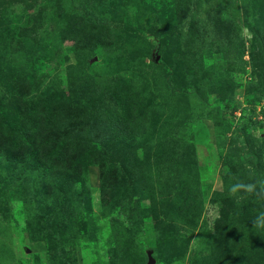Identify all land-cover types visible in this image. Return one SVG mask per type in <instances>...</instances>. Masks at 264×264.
Returning <instances> with one entry per match:
<instances>
[{"label": "rangeland", "instance_id": "obj_1", "mask_svg": "<svg viewBox=\"0 0 264 264\" xmlns=\"http://www.w3.org/2000/svg\"><path fill=\"white\" fill-rule=\"evenodd\" d=\"M0 264H264V0H0Z\"/></svg>", "mask_w": 264, "mask_h": 264}, {"label": "trees", "instance_id": "obj_2", "mask_svg": "<svg viewBox=\"0 0 264 264\" xmlns=\"http://www.w3.org/2000/svg\"><path fill=\"white\" fill-rule=\"evenodd\" d=\"M89 45V44H88ZM88 45L86 46V47H88ZM161 67H162V69H164V74H168L169 76L170 75H172L173 73H174V70H172L171 71V69H173V68H175V73L177 74L178 72H177V70H176V68H178L177 67V65L175 64V63H170V62H168L167 60H163L162 61V64H161ZM168 71V72H167ZM178 75V74H177ZM179 75H181V73H179ZM109 87H111V86H107V87H102V86H98V87H96V89L99 91V93L100 94H107V93H110L109 92V90H107V88H109ZM196 93V92H195ZM120 98V97H119ZM123 101H124V103H128V102H131V98H130V96H129V94H126L125 96H122V98H121ZM203 99V98H202ZM87 110H89L90 109V106H89V104L87 103ZM73 109V108H72ZM45 126L47 125V123H45L44 124ZM67 130H65V132H66ZM64 132V131H63ZM52 133V132H51ZM53 134V133H52ZM61 138V137H60ZM52 141H54V135H53V139H52ZM61 141H62V139H61ZM58 143V142H57ZM235 149V148H234ZM243 155V154H242ZM249 156H255L254 155V153H249ZM246 158H247V156L245 155V156H243L242 157V159L243 160H246ZM260 158H261V155H256L255 157H254V166L258 163V162H260L259 160H260ZM246 162V161H245ZM260 166H261V162H260ZM104 167V165H102V168ZM104 171H107L105 168L103 169V172ZM101 174H102V171H101ZM180 188L181 189H183V190H189V185L185 182V181H183V180H181V182H180ZM196 196L197 197H200V193H196Z\"/></svg>", "mask_w": 264, "mask_h": 264}, {"label": "water", "instance_id": "obj_3", "mask_svg": "<svg viewBox=\"0 0 264 264\" xmlns=\"http://www.w3.org/2000/svg\"><path fill=\"white\" fill-rule=\"evenodd\" d=\"M150 259H152V258H150ZM150 263H151V260H150Z\"/></svg>", "mask_w": 264, "mask_h": 264}]
</instances>
